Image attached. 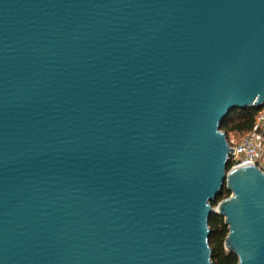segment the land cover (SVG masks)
Instances as JSON below:
<instances>
[{
  "label": "water",
  "instance_id": "1",
  "mask_svg": "<svg viewBox=\"0 0 264 264\" xmlns=\"http://www.w3.org/2000/svg\"><path fill=\"white\" fill-rule=\"evenodd\" d=\"M263 107L264 0H0V264H264Z\"/></svg>",
  "mask_w": 264,
  "mask_h": 264
},
{
  "label": "trees",
  "instance_id": "2",
  "mask_svg": "<svg viewBox=\"0 0 264 264\" xmlns=\"http://www.w3.org/2000/svg\"><path fill=\"white\" fill-rule=\"evenodd\" d=\"M264 109H246V110H234L221 124V131L226 134V137L230 133L235 134H247L255 129L257 116ZM260 134L263 137V153L264 159V131L260 130ZM261 158V159H262ZM234 163L230 160L227 166L229 171L233 167ZM260 167L264 171V167L260 162ZM230 193L223 188L220 195L217 197L216 202L212 204V207L229 198ZM208 226L211 229V235L209 237V246L212 250V264H237V258L233 254H229L224 249V240L227 236V228L224 225V221L218 215H211L209 218Z\"/></svg>",
  "mask_w": 264,
  "mask_h": 264
},
{
  "label": "built area",
  "instance_id": "3",
  "mask_svg": "<svg viewBox=\"0 0 264 264\" xmlns=\"http://www.w3.org/2000/svg\"><path fill=\"white\" fill-rule=\"evenodd\" d=\"M264 127V109L256 120L255 129L245 134L241 140L236 143H229L232 154L229 157L234 163V167L243 165H256L260 167V161L263 153V143L260 130ZM262 170V169H261Z\"/></svg>",
  "mask_w": 264,
  "mask_h": 264
},
{
  "label": "rangeland",
  "instance_id": "4",
  "mask_svg": "<svg viewBox=\"0 0 264 264\" xmlns=\"http://www.w3.org/2000/svg\"><path fill=\"white\" fill-rule=\"evenodd\" d=\"M258 118H259V115L257 116V119H256V120H258ZM261 130L264 131V127H263ZM244 135H245V134H235V133H230V134H228V136H227V141H228V143L236 144V143H238V142L241 140V138H242ZM260 135H261V134H260ZM261 138H262V143H263V137H262V135H261ZM260 162L262 163V165H263V167H264V159H263V158L261 159Z\"/></svg>",
  "mask_w": 264,
  "mask_h": 264
}]
</instances>
